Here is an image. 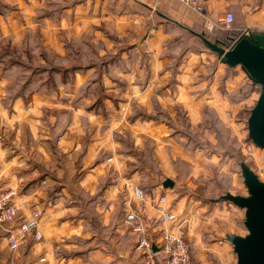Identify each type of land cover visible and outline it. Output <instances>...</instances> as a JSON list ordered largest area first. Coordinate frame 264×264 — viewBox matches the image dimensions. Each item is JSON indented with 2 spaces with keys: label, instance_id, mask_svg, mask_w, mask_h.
Returning a JSON list of instances; mask_svg holds the SVG:
<instances>
[{
  "label": "crops",
  "instance_id": "obj_1",
  "mask_svg": "<svg viewBox=\"0 0 264 264\" xmlns=\"http://www.w3.org/2000/svg\"><path fill=\"white\" fill-rule=\"evenodd\" d=\"M4 3L15 9L0 11V50L4 40L13 45L28 43V33H33L45 39L43 44L51 53L66 57L69 51L65 43L91 30L97 41L109 43L98 29L102 25L107 29L108 25L113 26L112 33L118 38L125 37L127 48L115 47V61L105 64L109 74L102 73L96 82L89 80L90 73H76L73 84L69 79L62 84L54 76V84L50 86L42 84L46 81L35 75L30 82L18 81L11 88L7 73L21 68L12 66L4 70L0 63V192L14 191L12 201L19 207L17 218L32 209L41 212L38 228L42 235L38 241L29 236L13 252L0 230V264H115V235L127 232L135 238L122 223L123 219L115 216V199L120 191L124 213L125 207L132 206L145 218L150 234L160 228L154 205L130 196L129 187L137 185L142 172L134 169L124 177H117L127 169L130 159L123 148V136L127 132L133 137L132 146L136 148L143 146L141 139L148 137L160 153V158L155 156L157 163L158 159L166 161L169 157L167 150L161 149L166 144L161 140L168 135L167 125L151 118L131 120L132 103H141L150 111L149 103L154 99L172 117L173 107L178 106L193 124L198 123L206 107L223 111L224 115L226 101L217 86L221 77L225 86L232 83V77L224 75L227 65L215 53L216 58L200 49L188 51L174 64L163 56L165 42L176 35L183 39L182 31L186 29L158 13L196 32L205 31L201 18L177 1L5 0ZM140 7L155 10L158 20L154 19L152 27L145 23L131 32L128 28L139 20ZM205 8L209 18L220 23L225 13H232L234 21L229 29L236 26L245 32L264 31V0H205ZM145 19L153 20V16ZM133 54L138 58L146 54L149 61H131ZM214 59L219 62L210 63ZM86 68L97 70L96 65ZM22 85L26 87L21 89ZM81 86L84 91H79ZM95 101L100 103L94 108L87 106ZM175 149L171 155L178 153ZM143 171L144 178H154L148 169ZM155 191L147 193L148 196L164 194ZM170 206L185 219L183 227L188 221L186 215ZM183 233L179 230L185 238Z\"/></svg>",
  "mask_w": 264,
  "mask_h": 264
},
{
  "label": "rangeland",
  "instance_id": "obj_2",
  "mask_svg": "<svg viewBox=\"0 0 264 264\" xmlns=\"http://www.w3.org/2000/svg\"><path fill=\"white\" fill-rule=\"evenodd\" d=\"M4 2L0 0V11L11 10L14 7ZM137 12L141 16L137 18L139 20L131 23V27L128 28L131 32L139 29L145 23V26L152 27L155 20H158L155 10L149 11L140 7ZM149 15L153 16V20L148 19L150 22L145 19ZM108 27L109 29L102 25L98 29L109 39V43L105 44L103 40L97 41L94 31L91 30L66 42L69 44V53L66 57L64 55H48L49 51L47 50L49 49L43 44L45 39L42 40L41 36L33 35V33H28V43L21 41L16 46L23 54L22 57H25L23 50L28 46L30 54L28 55L34 65L47 66V59L50 64L53 62L56 65L67 67L78 64L82 69L67 73L68 77H71L70 74L75 76L76 73H90L89 80H91L97 77V70L92 72L85 67L109 61L115 47H127L125 37L118 38L112 33L113 26L108 25ZM182 34L184 35L183 39L177 38L179 35H176L165 42L163 56L172 64L178 63L183 55L196 48L191 40L192 36L186 31H182ZM136 45L139 49H143L140 44ZM198 48L216 58V55L204 48L201 43ZM138 57L135 55L130 60L149 61L146 54ZM218 62L217 59L210 61L215 64ZM212 68L210 67L209 71ZM205 71L208 72L206 68ZM29 74L30 71H23L19 68L9 71L7 73L8 86L12 88L14 83L25 80ZM224 75L232 77L230 85L225 86L223 77H221L217 86L218 93L223 95L226 101L224 115L223 111L219 113L215 108L206 107L202 109V117L197 124H193V121H190L178 106L173 107L175 114L172 117L154 99H151V103H149L150 111L146 110L141 103H132L131 116H134L135 119H147L145 115L151 114V116L159 117L161 122L167 125L168 135L161 138V141L166 144L161 146V149L167 150L169 157H166V161L158 159L160 167L159 163L155 161V156L160 158L158 157L160 153L156 152L155 146H152V141L148 137L145 140L141 139L140 142H143V146L137 148L132 146L135 139L127 132L122 138L123 148L127 150L130 159L127 169L117 177H124L127 172L134 169L139 170V173H142L139 174L141 178L137 184L144 191L153 193L156 192L155 189H158L159 192L167 195L171 205L186 215L185 218L189 222L186 221L180 231L184 232V239L188 244L193 264H236V255L233 252L232 244L225 237L230 234L243 236L247 233L243 224L244 210L230 202L216 200L225 192L243 196L248 194L241 175V162L246 163L259 179H264V149L253 144L248 137L247 130V118L259 96L260 86L252 84L239 65L231 68L226 67ZM54 76L59 78V73L55 72ZM48 77L47 70H41L36 76L40 81H46ZM82 88L81 86L79 91H84ZM92 103H87V106L94 108L100 101ZM223 109L224 107L221 108V110ZM159 112L167 114V118L159 115ZM170 137L171 141L167 139ZM175 148L178 149V153H173L172 156L171 151H175ZM144 169L152 172L154 178H144ZM117 173L115 171V174ZM117 177H115V184L118 180ZM166 178L174 181L173 187L162 186V182ZM122 197L123 192L120 191L115 199V216L117 215L120 219L124 217ZM127 236H129L127 232L123 235H115V264L118 261L124 262L123 264H142L140 253L135 250L136 238Z\"/></svg>",
  "mask_w": 264,
  "mask_h": 264
},
{
  "label": "water",
  "instance_id": "obj_3",
  "mask_svg": "<svg viewBox=\"0 0 264 264\" xmlns=\"http://www.w3.org/2000/svg\"><path fill=\"white\" fill-rule=\"evenodd\" d=\"M158 14L197 36L208 50L217 55L221 63L229 67L239 65L252 84L260 86L259 96L247 118V130L253 144L264 149V31H246L231 48L226 49L218 40L211 41L203 33ZM240 170L248 194L243 196L225 192L217 201H227L244 210L243 224L247 233L243 236L226 235L225 239L232 244L236 264H264V179H259L244 162L240 163ZM173 185L174 181L170 178L162 182L165 188ZM156 249L152 247L153 251Z\"/></svg>",
  "mask_w": 264,
  "mask_h": 264
},
{
  "label": "built area",
  "instance_id": "obj_4",
  "mask_svg": "<svg viewBox=\"0 0 264 264\" xmlns=\"http://www.w3.org/2000/svg\"><path fill=\"white\" fill-rule=\"evenodd\" d=\"M177 1L196 13L203 22L205 31L214 28L229 29L232 26L234 16L227 12L223 22H215L206 13L205 0H165ZM111 158H109V161ZM45 183V181H43ZM127 186V184H125ZM130 188L131 198L138 201L148 200L158 211L159 230L150 234L146 228L145 218L132 206L125 207L122 223L136 238L135 250L140 253L142 264H193L188 244L179 234L183 217L171 209L170 201L166 194L149 197L139 184ZM13 190L0 192V230L4 232V240L11 251H16L29 236L38 241L42 238L39 231L41 212L38 209L30 210L26 215L17 218V207L12 201ZM155 246L156 251L152 250Z\"/></svg>",
  "mask_w": 264,
  "mask_h": 264
},
{
  "label": "trees",
  "instance_id": "obj_5",
  "mask_svg": "<svg viewBox=\"0 0 264 264\" xmlns=\"http://www.w3.org/2000/svg\"><path fill=\"white\" fill-rule=\"evenodd\" d=\"M252 31L256 32L257 30H252ZM186 32L188 34H190V36H192L191 40L192 39L194 40V45L196 44L199 47V43H201L203 45V47L206 48V46L203 44V42L197 36H195L194 34H192L189 31H186ZM198 33H203L205 35V37L208 38L211 41L218 40L219 42L222 43V45L226 49H229V48H231L234 45L235 41L242 34L245 33V30H243L242 28L241 29L240 28H236V26H235L234 28L226 29V30L213 29L211 31H200ZM65 45H66V47H67V49L69 51V44L68 43H65ZM198 47L196 46L195 50H198L199 49ZM126 48L127 47H125L124 49H126ZM18 49H19V47H17L16 45L11 44V42L8 41V40L6 42H3L2 45H1V50H0V63H1L2 68L4 70L9 69L12 66H18L23 71L24 70L25 71H30V74L25 78V80L28 81V82H30L34 78L35 75H39V73H40L41 70H43V71L44 70H47V72L49 74V77L46 80V82L45 83H42V84L50 85V86L53 85L54 84L53 74H55V72H58L59 73V81H60V83H62V84L63 83H68L66 81H67V79H69V82L71 84H73L74 75L73 74H70L71 77H68L69 72H73V71L82 69V67H80L81 65H78V64H74V65H71L69 67H67V66H61V65H56L53 62H52L53 64L52 63L50 64L49 59H47V63H46L47 66H45V65H39V64L34 65L33 64L34 63L33 60L29 57L30 54H29L28 48L26 47L23 50V52H25L24 53L25 54V57H22L21 56L23 54ZM119 49H123V47H121ZM47 51H49V50H47ZM47 54L50 55V54H53V53H51L49 51V52H47ZM40 55H41V53H40ZM115 57H116L115 54L112 53L111 58H110L109 61H105V62H100V63L94 64V65H96V69H97V77L95 79H93L95 82H96V80H99L100 79V76H101L102 73H106L107 75L109 74V70L107 68H105V64L112 63L113 61H115ZM103 65H104V67H103ZM227 68H231V67L227 66ZM25 87H26V85H22L21 86V89H23ZM55 87H57V84H56ZM159 115H162V116H164V117L167 118V114H162L161 112H159ZM145 116L147 118H151V119L153 118L155 121H162V120L159 119V117L151 116V114H146ZM133 119H135V117L134 116H131V120H133ZM149 167H151V166H149ZM40 178H41V180L44 179L43 176H41ZM145 192L148 193L147 191H145Z\"/></svg>",
  "mask_w": 264,
  "mask_h": 264
}]
</instances>
